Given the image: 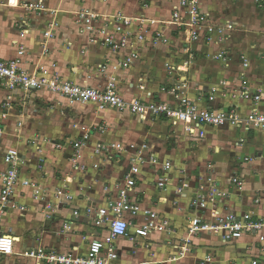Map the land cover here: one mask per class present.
Instances as JSON below:
<instances>
[{"label":"crops","instance_id":"obj_1","mask_svg":"<svg viewBox=\"0 0 264 264\" xmlns=\"http://www.w3.org/2000/svg\"><path fill=\"white\" fill-rule=\"evenodd\" d=\"M0 60L21 59V68L30 75L51 78L58 75L61 82L97 88L113 78L120 97L126 101L146 102L173 99L160 92L164 85L179 84L182 92L200 105L227 106L234 104L238 114L245 117L252 108L264 112V98L257 104L233 99L225 87L227 81L234 88L244 85L262 89L264 95V4L255 0H199L201 9L218 23H229L228 41L222 47L201 42L186 43L169 24L172 5L167 0H149L150 7L141 9L134 0H108L82 3L81 0H17L16 6L0 0ZM24 2H42L58 13V27L52 39L43 32L53 20L48 14L25 11ZM82 7L99 11H121L130 17H143L145 40L119 53L87 44L86 37L77 33L73 12ZM154 22V23H152ZM140 26V25H139ZM138 23L133 25V30ZM162 31L164 40L153 45L152 31ZM20 48L23 54L20 56ZM226 50L228 57L214 60L213 55ZM130 51L138 59L127 68H117ZM244 57V60L241 59ZM106 66L105 73L99 70ZM166 65L174 72L169 76ZM115 66V68H114ZM115 69V70H114ZM212 88H216L211 91ZM11 97L8 116L0 120V170L3 157L15 152L22 161L21 180H29L39 190L40 200L33 198V189L20 183L12 198L26 208L24 212L7 211L0 217V233L13 232L12 255H0V264H36L21 254L35 246L48 251L85 256L88 243L94 238L108 237L104 226H95L96 213L115 200L125 176L132 166L131 156L142 145L144 157L154 155L161 162H169L170 170L144 165L135 176V186L129 191L131 203L158 214L159 222L166 221L162 232L150 233L135 240L119 238L113 241L118 259L115 264H199L206 254L212 256L208 264H239L242 257H256L264 264V243L255 236L223 244L218 236L200 233L191 237L188 252L182 254L187 237L189 219L202 210L194 209L191 199L199 194L200 179L212 165V178L229 196L217 206L219 211L236 213L254 210L252 199L264 186V130L245 132L231 125L206 127L202 138L184 131L181 124L157 118H141L128 111L98 110L94 103L70 105L64 98L46 90H8L0 81V113ZM21 123V126L18 124ZM104 128L101 133L99 128ZM88 135L81 150L79 164L73 169L71 142ZM97 143L106 147L120 145L111 153L94 155ZM61 145V149L55 146ZM251 158L244 161V158ZM97 166V167H96ZM169 179L162 190L157 185L161 174ZM244 181V190L237 193L230 185L232 175ZM186 182L183 195L175 189ZM1 188V185H0ZM57 191L70 195L68 200L56 197ZM52 208V219L45 215ZM130 223L129 233L135 236L143 223L141 213L124 214ZM71 222L69 229L63 224Z\"/></svg>","mask_w":264,"mask_h":264},{"label":"built area","instance_id":"obj_2","mask_svg":"<svg viewBox=\"0 0 264 264\" xmlns=\"http://www.w3.org/2000/svg\"><path fill=\"white\" fill-rule=\"evenodd\" d=\"M141 9L150 7L149 0H134ZM172 5L169 24L181 36L186 43L201 42L208 46L222 47L229 38V30L232 28L229 23H218L208 12L201 9L199 0H167ZM82 3L107 4L108 0H81ZM259 7L264 4V0H255ZM21 7L28 12H36L39 15L48 14L53 20L48 23L47 29L43 32V37L47 40L54 37V31L58 27L55 16L58 13L56 9H49L42 2H24ZM75 16L77 25V33L86 37L87 44L108 49L113 53H119L132 47L133 44L138 45L146 38V31L142 28V23L147 21L143 17H130L121 11L104 12L93 7H82L72 13ZM148 22V21H147ZM138 23V28L133 30V25ZM154 23V22H152ZM140 25V26H139ZM164 40L162 31H152L150 42L153 45ZM23 54V48H20L19 55ZM139 55L136 51H130L122 58L117 68H127L131 66ZM228 57L226 50L220 51L213 55L214 60H224ZM244 60V57H241ZM21 59L0 60V81L4 86L13 91L21 89L24 91L46 90L55 93L64 98L70 105L94 103L98 110L112 109L116 111H128L129 114L138 115L141 118H163L170 121L173 125L181 124L184 131L197 135L202 138L206 127H220L223 125H231L236 129H243L245 132L252 130H264V112L257 108H252L249 113L242 117L238 114V108L234 104L227 106H210L200 105V102L187 97L181 89L184 85L179 84L164 85L160 88V92L170 96L174 104L171 105L165 101L146 102L140 99H131L126 101L119 96L117 86L113 78H108L101 87L91 88L81 86L72 82H61L59 76L53 75L51 78L38 77L30 75L21 68ZM115 68V66H114ZM169 76L174 72L171 65H166ZM99 70L105 73L106 66L100 65ZM115 70V69H114ZM227 93L236 100L246 101L250 104H257L262 101L264 95L262 89H251L244 85L234 88L227 81L222 83ZM216 88H212L214 91ZM11 97L7 98V102L2 109L5 112L0 113V120L7 118L8 111L11 108ZM21 123L18 124V126ZM103 133L104 128H99ZM3 130L0 126V137ZM89 136L84 135L81 139L71 142L72 156L71 163L73 169L81 168L79 159L81 157L82 147L87 142ZM61 149V145L55 146ZM147 145L142 147L131 156L132 166L129 173L125 176L124 185L119 188L114 201L109 203L106 209L99 210L96 213L94 221L95 226H104L107 230L108 237L102 239L96 237L88 243V253L80 256L72 250L67 254H58L48 251L43 246H35L24 251L21 255L25 258L33 260L36 264H115L118 259L117 251L113 245V241L119 238L135 240L137 237H146L150 233L162 232L166 228V221L161 223L158 221V214L150 209H141L138 205L131 203L128 193L135 186V176L139 173L140 167L150 165L153 167H161L160 172L170 170L169 162H161L154 155L144 157L143 150ZM115 149L122 151L120 145H112L106 147L101 143H97L94 148V155L102 153L109 154ZM251 158H244L248 162ZM4 168L0 170V217L7 211L24 212L26 208L19 205L12 198L15 187L20 183L23 186H30L33 189V198L40 200L39 190L30 183L29 180H21L19 169L22 161L15 152H8L3 157ZM97 167V166H96ZM157 185L160 189L166 190L169 186V179L161 174L157 177ZM231 187L241 193L244 190V181L238 174H234L230 178ZM188 184L184 182L178 186L175 191L177 195H183ZM199 194L194 195L191 199V205L194 209L202 210L205 213H198L194 218L189 219L186 226L187 237L184 240L182 254L188 252V244L191 237L200 233H209L219 237L223 244L231 243L245 237L255 236L259 243H264V186L261 190L255 192L252 199V205L255 209L262 208V214L255 213L254 210L242 213H236L231 210L220 212L218 205L225 197L230 194L222 190L215 180L212 178V165L206 168L205 176L200 179ZM56 197H63L68 200L69 194L63 191H57ZM52 207L46 206L49 211L45 217L52 219ZM136 216L141 213L144 217L143 223L138 228L135 236L130 235V223L124 218V214ZM71 222L64 223L63 229L67 230L71 226ZM15 236L13 232L0 233V255L8 256L14 252ZM212 261V256L206 254L199 264H208ZM239 264H262L259 258L244 256Z\"/></svg>","mask_w":264,"mask_h":264},{"label":"rangeland","instance_id":"obj_3","mask_svg":"<svg viewBox=\"0 0 264 264\" xmlns=\"http://www.w3.org/2000/svg\"><path fill=\"white\" fill-rule=\"evenodd\" d=\"M7 5H10L12 7L16 6V4L18 3L17 0H6ZM0 4H2V2H0Z\"/></svg>","mask_w":264,"mask_h":264}]
</instances>
